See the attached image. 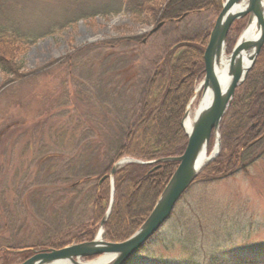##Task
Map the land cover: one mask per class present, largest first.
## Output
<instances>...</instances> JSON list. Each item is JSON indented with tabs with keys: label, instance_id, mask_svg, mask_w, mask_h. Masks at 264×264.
Instances as JSON below:
<instances>
[{
	"label": "rangeland",
	"instance_id": "rangeland-1",
	"mask_svg": "<svg viewBox=\"0 0 264 264\" xmlns=\"http://www.w3.org/2000/svg\"><path fill=\"white\" fill-rule=\"evenodd\" d=\"M212 12L190 14L173 25L165 23L151 34H148L149 31L163 20L161 17L143 21V18L141 20L120 11L107 17L80 18L63 30L38 39L23 48L22 52H16L19 72L36 73L25 76L21 80L23 82H17L19 79L15 75L6 76L0 70V224L6 218V234L10 226H14L18 227L22 236L25 231L26 234L31 232L43 236L52 232L56 219L67 221L62 223L70 228L79 220L88 219L91 198L85 197L86 185L68 195L61 189L60 169L70 161L72 147L79 148L84 141L93 138L95 130L105 126L104 122L109 119L122 122L131 117L145 81L167 52L168 45L178 39L179 32L206 28L210 33L217 15ZM247 17L248 14L239 17L231 24L225 40L227 54L231 53L240 37ZM134 36L138 40L130 39ZM123 39L128 43L126 47L124 42L121 43ZM183 44L179 41L177 49H184ZM263 45L264 42L261 49ZM261 49L250 69L256 65L264 71V59L259 56L263 53ZM188 55L189 51L185 57ZM67 56L75 62L69 74L63 62ZM127 66L130 67L122 72L121 69ZM35 74L37 76H31ZM203 77L204 73L194 81L184 106L181 126L187 105L191 103ZM180 89L184 92L185 86L180 85ZM176 94L179 97L180 93ZM49 111L53 114H47ZM20 119L22 122H19ZM20 123H23L21 130L50 129L52 134L55 129L56 134H60L67 127L65 139L71 138L74 133L76 141L70 147H56L47 140L50 143L45 150L49 151L41 157L37 149L40 142H34L31 139L33 136L29 141L27 135L26 139L19 136L21 130L14 132L19 130L16 126ZM251 128H256L255 135L263 129L262 125L258 127L255 123ZM216 134L220 145V126L208 142L207 157L216 146ZM218 153L205 160L194 179L198 181L182 195L174 213L138 254L141 256L138 264L145 259H179L189 255L204 264L211 254L231 248L258 246L264 249V155L245 171L227 176L218 168L210 170ZM107 182L111 190L114 179ZM68 196L73 197L71 203L67 202ZM4 232L0 225V246ZM181 241L185 243L183 246L187 242L193 244L191 250L194 253H189L188 246L187 250L181 248ZM20 262L15 259L11 264Z\"/></svg>",
	"mask_w": 264,
	"mask_h": 264
},
{
	"label": "trees",
	"instance_id": "trees-1",
	"mask_svg": "<svg viewBox=\"0 0 264 264\" xmlns=\"http://www.w3.org/2000/svg\"><path fill=\"white\" fill-rule=\"evenodd\" d=\"M221 3V0H0V70L5 72L6 76L15 75L17 80L19 79L17 82H23L21 80L25 76L36 72L20 73L19 66H16V52H22L23 48L38 39L63 30L80 18H93L95 15L107 17L123 11L135 18H143V21L161 17L164 24L173 25L190 14L213 11L212 13L218 15ZM208 37L209 31L206 28L194 32H179L178 39L168 45L167 52L155 64L145 81L143 92L135 102V111L131 117L126 118V121L121 120L122 122L109 119L104 122L105 126L95 130L93 138L84 141L79 148L72 147L70 161L65 162L60 169L61 189L68 195L86 185L85 197L91 198L88 219L83 222L79 220L72 228L64 225L67 221L56 219L52 232L49 231L43 236L31 232V235L26 234L27 231L22 236L18 227L14 226H10L9 233L6 234L8 226L6 218L5 221L3 219L4 222L0 225L5 232L0 246V264H11L15 259L25 261L34 254V250L43 251L48 248H60L72 242L91 240L100 226L110 199L108 177L102 180L101 178L107 175L116 160L123 156L155 161L127 163L116 170L113 178V203L103 224L104 239L110 242L125 240L142 224L164 183L177 166V162H159V159L181 155L186 147L187 135L182 129L181 118L194 81L203 76L204 63L201 54ZM130 39L138 40V37ZM179 41L184 42L181 45L184 49L181 48V51L177 49ZM123 42L126 47L128 43L124 39L121 43ZM188 51L189 55L185 57ZM261 52L263 53L259 56L264 59V45ZM66 58L63 62L67 65L69 74L75 62L71 60V56ZM120 59L125 60L123 57ZM129 67L122 68V72ZM182 84L185 86L184 92L180 89ZM176 93H180L179 97ZM50 113L49 111L47 114ZM40 115L45 116L43 113ZM19 122H22V119ZM254 123L255 126L262 125L263 128L256 135L257 127L251 128ZM22 124L17 125L16 129L19 130L14 132L20 131ZM64 128L66 130L60 134H56V129L52 134L50 129L36 131L28 128L18 133L25 139L27 135V141L33 136L31 139L34 142H40L37 149L43 157L49 151L45 150L49 146L47 143H50L47 140L52 141V145L56 147H70L76 141L74 133L71 138L65 139L64 132L67 127ZM220 131V150L212 163L214 166L211 171L218 168L228 176L240 170L245 171L255 160L263 157L264 71L261 67L253 66L244 82L236 87L231 104L220 121ZM196 181L198 179L191 185ZM72 198L68 196L67 202L71 203ZM150 241L149 239L126 264H138L141 259L138 254ZM180 243L181 248L187 250L188 246L189 253H194L191 250L193 244L187 242L186 246H183L185 243ZM141 264L201 262L189 255L179 259H145ZM204 264H264V249L258 246L231 248L211 254Z\"/></svg>",
	"mask_w": 264,
	"mask_h": 264
},
{
	"label": "water",
	"instance_id": "water-1",
	"mask_svg": "<svg viewBox=\"0 0 264 264\" xmlns=\"http://www.w3.org/2000/svg\"><path fill=\"white\" fill-rule=\"evenodd\" d=\"M239 1L241 0H224L221 10L209 33L208 42L203 53L204 77L199 82L197 89L211 87L213 90L212 101L208 106L197 110L190 131L184 129L182 122L183 129L187 135V144L183 153L178 156L159 159V162H177V166L171 174L165 188L153 205L150 213L139 228L122 241L110 242L103 239V224L110 213L113 202L114 188L112 184L110 190V204L100 221V228L98 230V232H100V238L97 237V232L95 237L91 240L69 243L61 248H49L46 251L36 252L25 261L18 264H47L55 260L65 259L71 260L76 264L77 260L91 262L102 256L110 255H114L111 264H126V262L134 256L136 252L140 250L170 218L175 205L194 181L196 175L202 169L205 160L212 159V157L218 153L220 145L218 135L216 134L217 147L215 146V150H213L201 165L198 166L200 162H198L199 154L202 148L204 146L207 148L212 134L216 133L219 129L220 121L229 106L236 87L244 81L248 70L254 63L264 42V11L259 7V0H248L246 10L238 13L232 12L231 9ZM250 13H253L257 18L260 35L253 42L249 41L247 38H242L240 35L230 53L233 60L231 65L233 76L225 92H221L220 86L213 75V61L218 55L220 48L225 45V40L233 21ZM162 24L163 21L159 22L155 28L149 31V34L154 32ZM251 47H253V53L250 56L249 65L245 69H242L240 62L239 60H236V57L241 50L250 49ZM188 109L189 104L187 105L185 114H187ZM154 161L155 160L142 161L132 157H123L112 165L109 173L103 176L101 180L109 177L112 181L116 170L126 163H153Z\"/></svg>",
	"mask_w": 264,
	"mask_h": 264
},
{
	"label": "bare ground",
	"instance_id": "bare-ground-1",
	"mask_svg": "<svg viewBox=\"0 0 264 264\" xmlns=\"http://www.w3.org/2000/svg\"><path fill=\"white\" fill-rule=\"evenodd\" d=\"M247 5H248V0H241L238 3H236L231 10L232 12H237V13L242 12L246 10ZM259 7L262 11H264V0H259ZM259 35H260V29L258 27L257 18L253 13H250L248 14L246 25L241 33V37L247 38L249 41L253 42L258 38ZM252 53H253V47H251L250 49L241 50L239 52L238 56L236 57V60H239L242 69H245L249 65L250 56ZM232 61L233 60L231 54H227L225 52V45H223L220 48L218 55L215 57L213 61V75L220 86L221 92H225L232 79L233 76L231 72ZM197 97L199 98L197 101H195ZM212 97H213V90L211 87H207L206 89L196 88L195 95L192 98L191 103L189 104L188 112L183 120V126L186 131H190L194 122V115L197 112V110L208 106L212 101ZM192 105H195V107L192 108ZM206 153H207V148L204 146L199 154L198 162L199 161L200 162L198 166H200L201 163L207 158ZM97 237L100 238V232H98ZM113 257L114 255L102 256L101 258L91 262H83L81 260H77L76 264H111ZM47 264H75V263L72 262L71 260L65 259V260H55Z\"/></svg>",
	"mask_w": 264,
	"mask_h": 264
}]
</instances>
